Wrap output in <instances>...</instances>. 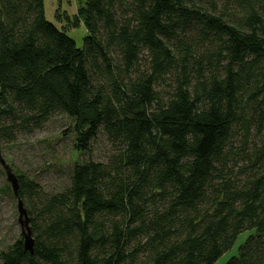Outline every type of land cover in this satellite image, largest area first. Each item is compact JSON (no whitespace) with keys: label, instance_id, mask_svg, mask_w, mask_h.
Masks as SVG:
<instances>
[{"label":"trees","instance_id":"16d2710c","mask_svg":"<svg viewBox=\"0 0 264 264\" xmlns=\"http://www.w3.org/2000/svg\"><path fill=\"white\" fill-rule=\"evenodd\" d=\"M66 23L81 46L0 0V142L60 115L72 152L109 151L56 192L8 163L34 243L0 264H212L243 230L224 264H264V0H76Z\"/></svg>","mask_w":264,"mask_h":264},{"label":"rangeland","instance_id":"374dc122","mask_svg":"<svg viewBox=\"0 0 264 264\" xmlns=\"http://www.w3.org/2000/svg\"><path fill=\"white\" fill-rule=\"evenodd\" d=\"M45 18L59 29H63L81 46L86 34L83 23L72 26L66 23L73 19L76 10V0H43ZM65 118L53 116L40 129L31 133H15L12 142H0V152L7 163L13 168L24 172L47 192H56L68 182L72 161L75 159L105 160L109 151L108 143L99 135L94 143L92 153L76 154L72 152L71 135H61L66 129ZM5 174L0 166V250L6 248L17 236L20 228L17 223L16 200L10 190H3ZM9 185V184H8ZM10 187V186H9ZM253 230L241 231L232 246L217 258L212 264H224L231 256L237 254L238 247Z\"/></svg>","mask_w":264,"mask_h":264},{"label":"water","instance_id":"95a60500","mask_svg":"<svg viewBox=\"0 0 264 264\" xmlns=\"http://www.w3.org/2000/svg\"><path fill=\"white\" fill-rule=\"evenodd\" d=\"M0 166L4 171L5 180L10 186L13 196L16 200V211H17V223L20 228V236L22 238V244L24 250L32 253L33 252V243L34 239L32 236L30 217L28 212L23 204L22 199L18 194V179L16 174L13 172L10 165L5 161L0 152Z\"/></svg>","mask_w":264,"mask_h":264}]
</instances>
